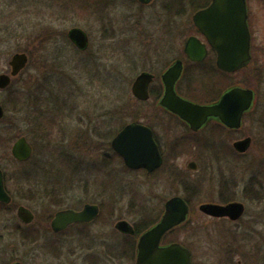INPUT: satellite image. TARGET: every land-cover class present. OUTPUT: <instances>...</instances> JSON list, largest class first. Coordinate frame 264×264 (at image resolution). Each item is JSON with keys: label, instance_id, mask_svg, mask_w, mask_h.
<instances>
[{"label": "rangeland", "instance_id": "rangeland-1", "mask_svg": "<svg viewBox=\"0 0 264 264\" xmlns=\"http://www.w3.org/2000/svg\"><path fill=\"white\" fill-rule=\"evenodd\" d=\"M196 5L192 0H154L150 5L134 0H0V72L8 70L13 53L28 49L30 56L27 71L13 82L15 91L23 93L25 106L18 110L4 106L5 120H0V166L11 174L25 171L29 181L17 188L10 178L7 185L14 203L11 212L0 216V229L4 223L8 225L3 228L21 223L17 207L23 205L34 212L32 228L40 230L35 240L1 237L3 261L136 264L127 258L124 246L118 248L124 236L117 222L126 219L144 225L156 221L167 198L188 195L194 214L175 234L194 242L197 264H202V241L224 232L198 206L218 200L220 183L221 191L230 188L233 199L247 203L246 214L232 230L264 235V1L249 0L250 66L234 76L221 74V92L229 78L250 82L258 91L257 107L245 116L240 130H224L220 143L212 126L199 134L203 144L192 152L189 132L179 120L156 110L153 99L140 101L132 93L140 72H161L180 57L188 36L195 33ZM73 27L89 35L85 50L69 40L67 34ZM206 67L199 78H219L218 71L210 75ZM8 97L7 90H0L1 103ZM31 110L55 116L51 127L37 126ZM134 119L152 126L162 138L167 163L157 173L129 169L112 149L115 134L109 139L107 133H117L123 123ZM21 135L34 146L27 162H18L12 155L13 143ZM246 135L252 137V146L240 156L234 154L233 142ZM191 154L201 167L188 174ZM186 177L188 183L203 181L202 190L195 193L191 186L186 190ZM246 187H260L263 195H244ZM85 203L101 206L98 220L52 235L50 222L57 210L81 208ZM108 248L112 253L107 254Z\"/></svg>", "mask_w": 264, "mask_h": 264}, {"label": "water", "instance_id": "water-1", "mask_svg": "<svg viewBox=\"0 0 264 264\" xmlns=\"http://www.w3.org/2000/svg\"><path fill=\"white\" fill-rule=\"evenodd\" d=\"M149 3L151 0H140ZM193 21L206 36L209 44L217 53V66L226 72H235L248 65L252 59V36L249 27L247 0H212L211 4L193 15ZM69 37L76 45L85 49L89 44L87 33L79 27L69 31ZM185 52L192 60H203L208 49L197 36H190L185 45ZM29 56L26 52H16L9 64L11 74H0V88L5 89L27 65ZM183 71V61L177 59L162 74L164 94L160 105L176 114L193 129L199 130L212 118L221 119V123L230 129H239L243 125L245 113L253 109L255 92L252 88L232 86L222 95L221 100L213 104H199L182 97L176 90V84ZM154 74L148 71L139 73L133 84L132 92L140 100L150 97L149 87ZM5 109L0 103V119ZM252 143L251 137L234 142V148L241 153L246 152ZM112 147L119 153L126 165L133 169L145 168L149 173L163 164V156L154 138L151 127L138 121L126 124L112 139ZM12 154L19 161L28 160L33 154V146L26 136H20L12 146ZM194 168V162L190 163ZM12 198L6 191L4 172L0 168V201L11 202ZM200 209L213 216H230L239 218L243 213V205L232 202L226 205L204 203ZM190 208L181 195L169 198L165 203L161 219L143 232L137 246V264H192L191 251L180 243L160 247L163 236L173 228L183 225L189 216ZM25 223L33 219L32 213L25 207L19 209ZM99 214V206L86 203L81 210L66 208L59 210L53 221L52 228L62 231L69 225L93 221ZM117 229L125 233H134L133 226L126 220L116 224ZM13 264H22L16 261Z\"/></svg>", "mask_w": 264, "mask_h": 264}, {"label": "flooded vegetation", "instance_id": "flooded-vegetation-1", "mask_svg": "<svg viewBox=\"0 0 264 264\" xmlns=\"http://www.w3.org/2000/svg\"><path fill=\"white\" fill-rule=\"evenodd\" d=\"M110 1L113 2L114 0H110ZM136 1H138V0H136ZM153 1L154 0H151L149 3H141L139 1L138 2L142 5H150V4H152ZM192 1L194 3L197 2V5L195 7L196 9L194 10V13L200 9L208 7L212 2V0H192ZM248 7H249L250 30L252 33V40H253V32H252V27H251L252 25L250 22V10L251 9L249 6V1H248ZM194 13H193V15H194ZM193 15H192V22H193ZM193 25H194L195 33L190 34V35L197 36L201 40V42L206 44V47L208 49V54L205 57V59H203V60H192V59H190V57L185 52V44H186V42H185V44L182 48L183 49L182 53L179 55L180 57L176 56L175 59L172 61V62H174L176 59H181L183 61V73L181 75V78L177 81V84H176L177 92L180 95H182L183 97H186L187 99H189L195 103L213 104V103H216L217 101L221 100V95L229 87L239 85V86H243L246 88H252L255 92V99L253 102V109H252V111H253L257 107L258 91L250 82L246 83L245 81H242V80H230V78H229L227 81L226 87H224V89L221 92V70L220 69H218L219 78H212V79L206 78L207 81L203 80L205 78H199L201 76L200 75L201 72H203V70H201L200 68L206 67L205 65H207V64L208 65H216V54H215L213 48L207 42L206 37L200 32V30L196 27L194 22H193ZM73 44L75 45V43H73ZM21 52H26L29 56V53L27 51H21ZM172 62H170L161 72H153L152 71L155 74V76H154V81L150 85V94H151L152 85L155 84L156 93H157L158 98H161L163 96L164 85H163V81H162V73H163V71H165L170 66V64ZM248 66H250V65H248ZM248 66H246L242 69H239L238 71H236L234 73H228V74L226 73L227 75H225V74H222V75L225 77L234 76L235 74L241 72L242 70H244ZM11 70H12V68L9 64L8 70H4V71L0 72V74L1 73L11 74ZM17 77L18 76H13L12 80H13V78H17ZM158 109H160L166 115L179 120L180 123L184 126V128L189 132V134L187 135V138L189 141V143H188L189 149L188 150H191L192 152H194V150L196 148H198L199 146H202V144H203V142L201 140L202 135H199V134L203 133L207 129L209 130V128L212 126H213V135L221 143V119L212 118L205 126L201 127L199 130H195L188 123L179 119L176 115L167 111L166 109H163L161 107H156V110H158ZM151 128L153 129L154 137H155V139L159 145V148L161 150V153L163 156V164L161 167H159L158 169H156L155 171H153L151 173H149L146 169H143V168L138 169V170H144L148 175H150L152 173L159 172L160 169L167 163L166 154H165L163 144H162L163 143L162 138L158 135V133L156 132V130L152 126H151ZM244 137H247V135ZM244 137L238 138V140L242 139ZM249 137H251V136H249ZM251 146H252V143H251L250 147ZM250 147H249V149H250ZM218 153L221 157V146L218 148ZM33 154H34V146H33ZM32 157H33V155L31 156V158ZM191 162H194V168L190 167ZM200 167L201 166H200L199 160L191 154V158L188 161L187 166H186V172L188 174H189V172H196L197 170H199ZM0 168H2V170L4 172V181H5V185H6V191L9 193V195L12 198L11 202H9V203L0 201V216H2V215H5V213H7L9 211L11 212V207L13 206L14 198H13V195L11 193V189L7 185L8 182H6L7 176L5 173V169L2 166H0ZM175 169L176 168L172 169L173 173L176 172ZM253 180L254 179H252V181ZM183 182L186 184V187H185L186 190L187 189L190 190V186H191L192 191H196L195 193H197L198 190H202V188L204 187L203 181L202 182L198 181L195 183L191 181L188 183L187 177H186V181H183ZM242 190L244 191L243 192L244 195H250L249 197H251V198L253 196L263 195V193L261 192L262 189L260 187H250V188L246 187V188H242ZM233 191L234 190H232V189L230 190V188H226V189L223 188L221 191V183H220V188L218 190V194H219L218 200L204 201V202H201L198 206L201 214L204 216L213 218L216 221H218L220 223V230L222 229L224 232V233H221V231H220V234L212 235L210 237H206V238H208V240L202 241V244H203L202 248L204 251L203 252V261L201 262L202 264H264V235L257 234V233L247 234L244 232V230L242 231V229H240V231H238V232H235L231 228L232 225L238 226L241 223L242 218L246 214V210H247L246 201H244L242 199H233L231 197L232 194L234 193ZM221 192L223 195L222 198H221ZM181 196H183V195H181ZM183 198L187 201L189 208H190L188 219L183 225H180V226L173 228L172 230L168 231L163 236L162 241L160 243V247H167L173 243H180L183 247H185L191 251L192 264H197V259H196L195 254H194V248H195L194 244H193L194 242L191 243L189 240H187V241L186 240L185 241L180 240V238L175 234V232L177 230H179L180 228H182L185 225L186 226L188 225V223L190 222V220L192 219L193 214H194V208H193V204L191 203V197L188 195H185V196H183ZM232 202H239V203H242V205H243V213L237 219H232L230 216H213V215L205 213L204 211H202L200 209V206L204 203H217V204L226 205V204H229ZM165 203H166V201L164 202V208H165ZM98 206H99V215L97 216V218L95 220H98L99 216L102 215V208L99 204H98ZM21 207L27 208L26 206H23V205H20L19 207H17V215L19 216L21 223H11L8 228H3V226L8 225V223H4V225L2 226L1 229H5V231H7V233H5L4 231L1 232V229H0V238L4 237L6 234L8 236L18 235L24 240H35L39 237L40 230L32 228L33 224H31L34 220V212L31 211L29 208H27L31 211V213L33 215V219L30 222L25 223L23 218L19 214V209ZM70 208H73L75 210L81 209V208H74V207H70ZM56 212H55V214H54V216L50 222L51 223V230H52V235L60 236V235H62V233H64L65 230L56 232L52 228V221L56 215ZM163 213H164V210L162 211L161 215L156 219L155 223H157L161 219ZM94 221H92V222H94ZM126 221H128L133 226L134 233H125V232H122L119 230L123 234L124 240L119 244L118 248L124 246V249H125L124 252H125L126 256H128L127 258L130 260H135V262L137 264V246H138V241H139V237L141 235L140 234L141 232L140 233L137 232V227H136L135 223H133L129 220H126ZM221 221H222V223H221ZM21 224L22 225L25 224V225L22 226ZM78 224H84V223H78ZM89 224L90 223L85 224V225L89 226ZM221 226H222V228H221ZM47 229H49V228H47ZM239 232H241V233H239ZM109 248H111V247H109ZM109 248L107 249V254L112 253V251H110ZM16 261H20V259L15 258V259H12L11 261H9L7 263V261L6 262H5V260L3 261V258L0 255V264H4V263L13 264ZM21 263L24 264L23 262H21Z\"/></svg>", "mask_w": 264, "mask_h": 264}, {"label": "trees", "instance_id": "trees-1", "mask_svg": "<svg viewBox=\"0 0 264 264\" xmlns=\"http://www.w3.org/2000/svg\"><path fill=\"white\" fill-rule=\"evenodd\" d=\"M102 2H105V0H100ZM97 3V2H96ZM26 50L27 52L29 51L28 49H24ZM29 65V64H28ZM28 67V66H27ZM27 67L20 73L19 76H22L23 73H25L27 71ZM206 68H209L207 70V72L211 75L214 71H218L217 67L215 65H211L209 67H206ZM200 69H203V68H200ZM206 70V69H204ZM206 72V71H205ZM221 74H225L227 75L226 73H223L221 72ZM15 81V79L13 80V82ZM13 82L11 83L10 86L7 87V92L9 94V97L7 98L6 101H2V104L3 106H5L6 108H16V110L18 109H21L25 106V98L23 97L24 95L21 94L20 91H15L14 89V86H13ZM151 99H153V101L156 103V101L159 99L158 96H157V93H156V88H155V84L152 85V88H151ZM30 113H35V119H36V125L37 126H50L54 120H55V116L53 117H45V116H41V113H37L36 110H31ZM4 120H5V117H4ZM134 120H137V119H134ZM126 124V123H125ZM124 125V123L121 125V127ZM51 127V126H50ZM120 127V128H121ZM1 130L2 128L0 127V133H1ZM225 130V128L221 125V132H223ZM114 134H116V131L115 130H112L110 131L109 133H107V137L110 139ZM29 138V137H28ZM31 140V139H30ZM230 150H232L234 152V154L236 155H239L238 153H236L234 151V149L231 147ZM116 154V153H115ZM117 155V154H116ZM15 172V171H14ZM6 173V182H9L10 178H12L13 182H14V185L15 187L17 188H21L22 186H24L29 180H27L28 176L27 174H25V171H19L18 174H11L9 171H5ZM13 185V186H14ZM186 186V184H185ZM226 188V187H225ZM155 221V220H154ZM154 221H149L147 222L146 224L144 225H137L136 224V227H137V232L140 233L142 231H144L145 229H147L152 223H154ZM74 226H79V227H87L88 225H85V224H75L73 225L72 227ZM85 233L84 231L81 232V234ZM77 235H80V233ZM82 236V235H81Z\"/></svg>", "mask_w": 264, "mask_h": 264}]
</instances>
